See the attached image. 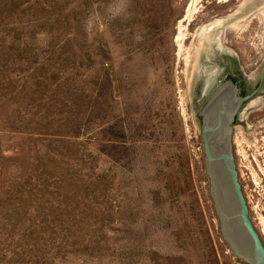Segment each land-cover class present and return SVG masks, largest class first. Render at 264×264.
Wrapping results in <instances>:
<instances>
[{
  "label": "rangeland",
  "instance_id": "obj_1",
  "mask_svg": "<svg viewBox=\"0 0 264 264\" xmlns=\"http://www.w3.org/2000/svg\"><path fill=\"white\" fill-rule=\"evenodd\" d=\"M214 25L254 81L264 0H0V264H243L189 106ZM240 119L233 158L264 244V94Z\"/></svg>",
  "mask_w": 264,
  "mask_h": 264
},
{
  "label": "water",
  "instance_id": "obj_2",
  "mask_svg": "<svg viewBox=\"0 0 264 264\" xmlns=\"http://www.w3.org/2000/svg\"><path fill=\"white\" fill-rule=\"evenodd\" d=\"M222 38V26L214 25L205 36L192 62L188 82L189 106L193 117L192 125L200 135L202 167L207 179L208 193L222 240L227 245L231 255L243 264H264V244L248 216V209L234 163L231 141L232 122L242 104L257 89L250 95L237 97L233 88L226 84L227 87L219 89L208 102L202 117V123L197 115L199 110L197 100L203 89L204 81V77L195 74L198 68L201 66L208 68L226 66L225 71L229 72V65H231L233 71L235 69L241 71L236 57L228 48L222 45ZM214 40L223 50L219 52L215 49L218 47L211 46V57H208L209 55L207 56L205 52L207 44L209 41ZM207 58L210 60L208 61ZM263 68L264 60L255 70V80L251 81L252 83L257 81ZM263 94L264 86L258 96ZM240 112L233 127L240 125L246 131L247 128L240 119Z\"/></svg>",
  "mask_w": 264,
  "mask_h": 264
},
{
  "label": "flooded vegetation",
  "instance_id": "obj_3",
  "mask_svg": "<svg viewBox=\"0 0 264 264\" xmlns=\"http://www.w3.org/2000/svg\"><path fill=\"white\" fill-rule=\"evenodd\" d=\"M216 44H217V41L215 40L208 42L207 50L205 51L206 55L207 56L209 55L208 57H211L210 48L212 49V47H218L215 49L219 50V52L223 50L222 47H219V45L218 44L216 45ZM209 60L210 59H208V61ZM213 64L216 65L215 63ZM195 66L197 65L195 64ZM202 67L203 66L198 68V71L195 73L196 75L200 77H204L203 89L197 100V102H199L198 103L199 110L197 111V115L201 119V123H202V117L204 115V111L207 107L208 102L210 101V99H212L213 94L219 91V89L226 88L227 87L226 84H229L230 87L233 88L237 97H244V96L250 95L257 89L256 92L253 95H251L247 101H245L242 104L241 108L237 112L232 122V125H231L233 129V125L235 124L238 114L241 111L244 104L256 99L259 93L261 92V89L264 86V68L262 69L261 74L259 78L257 79V81L252 83L250 78L247 75H245L242 71H237L236 69L233 71L231 69V65H229V72L225 71L226 66L225 67L215 66L211 68L210 67L202 68Z\"/></svg>",
  "mask_w": 264,
  "mask_h": 264
},
{
  "label": "bare ground",
  "instance_id": "obj_4",
  "mask_svg": "<svg viewBox=\"0 0 264 264\" xmlns=\"http://www.w3.org/2000/svg\"><path fill=\"white\" fill-rule=\"evenodd\" d=\"M194 3H195V1H193L191 4H190V6H189V8H188V10H187V15L186 16H190V14L194 11ZM204 36H206V33H203V31L200 33V35H199V37L200 38H202V37H204ZM199 38V39H200Z\"/></svg>",
  "mask_w": 264,
  "mask_h": 264
}]
</instances>
